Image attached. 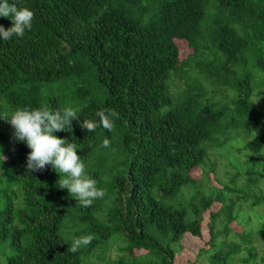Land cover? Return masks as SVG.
I'll return each mask as SVG.
<instances>
[{
    "label": "trees",
    "instance_id": "16d2710c",
    "mask_svg": "<svg viewBox=\"0 0 264 264\" xmlns=\"http://www.w3.org/2000/svg\"><path fill=\"white\" fill-rule=\"evenodd\" d=\"M10 2L35 19L23 38L0 39V115L75 109L55 135L107 195L85 208L51 165L28 173L31 149L0 119V264H176L204 224L192 264H264V0ZM101 109L118 113L114 130L88 132L81 122ZM211 150L231 168L220 187ZM72 213L84 233H70ZM84 235L95 239L68 251Z\"/></svg>",
    "mask_w": 264,
    "mask_h": 264
},
{
    "label": "clouds",
    "instance_id": "9594fccd",
    "mask_svg": "<svg viewBox=\"0 0 264 264\" xmlns=\"http://www.w3.org/2000/svg\"><path fill=\"white\" fill-rule=\"evenodd\" d=\"M0 17L12 21V26L7 29L0 25V39L9 41L14 36L23 38L26 32L33 28L35 13L28 7L19 6L17 2L2 0ZM95 116L98 120L84 119L81 126L88 132H95L99 127L108 131L114 130V118L118 117L114 109H101L95 112ZM78 118L77 111L72 107L53 110L48 106L20 108L11 117L6 114L0 115V119L8 121L14 128V139L26 143L31 149L27 156L28 173L45 170L51 165L59 174L58 187L67 189L69 195L77 200L80 206L87 208L97 199H103L107 193L98 186L97 179L88 175L84 159L77 154V145L67 138L55 135L57 132L71 131L72 121ZM102 147H111L110 140L105 139ZM94 239L93 235L76 237L68 251L76 253L82 247L91 244ZM256 264H260L259 259Z\"/></svg>",
    "mask_w": 264,
    "mask_h": 264
},
{
    "label": "rangeland",
    "instance_id": "374dc122",
    "mask_svg": "<svg viewBox=\"0 0 264 264\" xmlns=\"http://www.w3.org/2000/svg\"><path fill=\"white\" fill-rule=\"evenodd\" d=\"M177 45L180 49L181 59L186 58L189 54L192 53V50L188 47L186 42L178 41ZM173 90L177 91L179 89L177 88L176 85H174ZM221 152L224 153L223 151H219L217 153L221 154ZM217 153H216V151L211 150L210 151V158L212 161L216 160L219 165H217L214 168L213 165H208L206 163V169H207V171H209V178H210L209 183L214 185V186L220 187V185L218 184V182L216 180L217 179L225 180V174L224 173L230 172L231 168L225 167L227 161L225 160V158L223 156L220 157V155ZM212 169H214L215 171H211ZM192 177L195 179H200V178L204 177V171L201 168H198V169L193 171ZM77 208L78 207L76 206L72 211H74L76 213V211H78ZM75 213H72V217H71L72 221L69 224H67L68 228L70 229V233L73 234V236L77 232H83L84 233L85 227H86L84 222L81 221V218H79V216L76 215L77 213L76 214ZM232 226L235 227V230H238V231L241 230V226H239V225L233 224ZM62 231L64 232L63 229H62ZM204 235H205V237L202 240L194 239V238H188L187 239V241L185 242L187 244V247H186L185 251L177 258L176 264H192V261H194L196 258V254L198 253V250L200 249V247L205 246V243L209 237L207 235V232H206V225L205 224H204ZM112 248L113 247L109 248L108 250L104 249V248H103V250L98 249L97 251H95L91 254L84 255V259L87 263L96 262L98 260L97 258L99 256H100L99 260L101 258L104 259L106 256L108 257L112 253H114V250H112ZM101 251L104 253H101Z\"/></svg>",
    "mask_w": 264,
    "mask_h": 264
}]
</instances>
